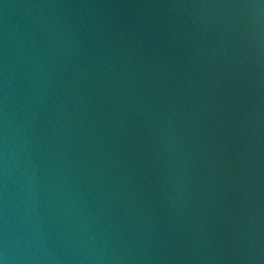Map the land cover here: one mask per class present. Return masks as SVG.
Wrapping results in <instances>:
<instances>
[{"label":"water","instance_id":"obj_1","mask_svg":"<svg viewBox=\"0 0 264 264\" xmlns=\"http://www.w3.org/2000/svg\"><path fill=\"white\" fill-rule=\"evenodd\" d=\"M0 264H264V0H0Z\"/></svg>","mask_w":264,"mask_h":264}]
</instances>
